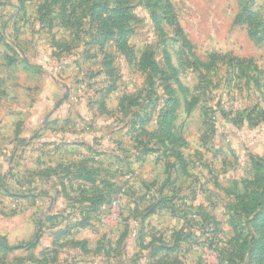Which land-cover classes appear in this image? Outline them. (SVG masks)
<instances>
[{
  "label": "rangeland",
  "instance_id": "rangeland-1",
  "mask_svg": "<svg viewBox=\"0 0 264 264\" xmlns=\"http://www.w3.org/2000/svg\"><path fill=\"white\" fill-rule=\"evenodd\" d=\"M93 1L0 0V51L46 72L29 97L63 106L62 137L37 130L0 169V264H264L234 210L264 158V41L235 22L246 0H169L191 52L155 25L158 0ZM248 1L264 23V0ZM215 55L242 62L194 66Z\"/></svg>",
  "mask_w": 264,
  "mask_h": 264
},
{
  "label": "crops",
  "instance_id": "crops-1",
  "mask_svg": "<svg viewBox=\"0 0 264 264\" xmlns=\"http://www.w3.org/2000/svg\"><path fill=\"white\" fill-rule=\"evenodd\" d=\"M6 52L0 51V169L15 166V161L19 159L18 153L26 152L23 150L30 147L29 141L37 130L45 134L48 140L62 137L56 128L58 120L63 117V106L59 104L60 107L55 108L58 100L55 101L54 95L50 93L43 96L40 91L32 98L28 95L31 87L29 74L40 82L39 75L45 77L46 72L40 70L42 74L30 73L31 69H39L27 59L16 61L14 58L13 61L8 57L7 61ZM43 82H47V79ZM1 179H4V174ZM22 195L25 197L26 194Z\"/></svg>",
  "mask_w": 264,
  "mask_h": 264
},
{
  "label": "trees",
  "instance_id": "trees-1",
  "mask_svg": "<svg viewBox=\"0 0 264 264\" xmlns=\"http://www.w3.org/2000/svg\"><path fill=\"white\" fill-rule=\"evenodd\" d=\"M23 1V0H21ZM44 6L49 2H53L54 0H44ZM86 1V0H82ZM98 0H94L95 9L99 6L96 2ZM119 1V0H118ZM161 2L159 7L160 15H154V23L157 27L160 26L161 21H166L169 25L173 26L174 34L178 38V40L182 43L184 48H187L191 52V44L186 36L183 34L182 28L177 22L176 15L173 11L172 5L169 0H158ZM93 8V9H94ZM119 12L114 10V14L108 15L110 16L111 23L118 25L120 27L116 16ZM69 26V21H64ZM235 22L239 24H245L247 26V32L249 38L255 40L257 42L264 41V23L260 20V17L254 9H252L248 0L244 1L241 5L239 13L235 17ZM113 34L112 29H108L105 40H109ZM228 58V62L232 63L233 61L242 62L239 58L231 57L229 55L212 56L209 62H201L196 61L194 63L195 67L203 66L208 69L214 66L215 62L219 59ZM143 66L154 68L156 67V63L150 53L145 54L142 57ZM172 112L171 109L166 111L162 117L163 127H161L162 134L172 140L173 135L171 134V122H172ZM239 120H242L239 119ZM234 123V122H233ZM173 141V140H172ZM253 167L255 170L253 180H248L244 182V189L242 193L236 196L238 200V205L235 207V212L239 216L248 217L247 223L252 225L254 231H256L259 235V238L251 237L252 240L250 242L247 239H242L240 246L249 247L252 243L253 248L251 249L253 253L257 254L258 261L260 263L263 262V250L264 247L261 243L264 241V158H257L253 161ZM40 195H48V192L44 191L39 193ZM27 195V194H26ZM35 246L34 242H27L20 245L23 248H33ZM15 247L6 245V249H13Z\"/></svg>",
  "mask_w": 264,
  "mask_h": 264
},
{
  "label": "water",
  "instance_id": "water-1",
  "mask_svg": "<svg viewBox=\"0 0 264 264\" xmlns=\"http://www.w3.org/2000/svg\"><path fill=\"white\" fill-rule=\"evenodd\" d=\"M61 100H62V98L59 99V100L57 101V103H56V105H55V108H57V107L59 106ZM46 119H47V118H46ZM49 198H50V202H51V203H50V206L48 207V209L51 207V205H52V203H53V201H54V198H53L52 196H49Z\"/></svg>",
  "mask_w": 264,
  "mask_h": 264
}]
</instances>
